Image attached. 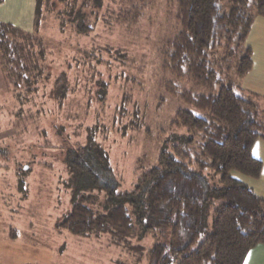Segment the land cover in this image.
Segmentation results:
<instances>
[{"label": "trees", "instance_id": "trees-1", "mask_svg": "<svg viewBox=\"0 0 264 264\" xmlns=\"http://www.w3.org/2000/svg\"><path fill=\"white\" fill-rule=\"evenodd\" d=\"M147 1L35 0L34 29L49 13L58 32L68 26L74 36H84L96 21L110 15L133 23ZM175 2L179 30L159 43L156 58L160 68L207 90L206 94L180 92L203 114L189 108L177 110L171 128H184L188 138L162 146L156 164L141 172L131 189L117 192L116 186L107 182L109 152L94 140L90 128L82 129L83 139L79 132H72L82 126L72 123L79 109L73 102L83 91L74 92L67 71L53 65L56 46L36 30L24 31L8 22H0V72L6 101L0 110L13 120L16 149L29 153L32 147L58 149L63 155L69 177L65 182L74 188L73 202L58 221V228L80 236L106 233L113 244L133 235L169 230V241L158 242L150 250V264H243L247 252L264 243V199L230 173L259 176L262 161L251 149L258 138H264V128L258 114L260 97L254 93L242 97L236 92L243 90L242 86H235L224 70L229 69L231 57L238 59V77L251 69L252 50L245 39L254 18L264 17V0ZM89 50L85 48L83 54L88 55ZM102 88L99 84V94ZM111 121L118 130L119 121ZM207 168L219 173V185L209 183L204 174ZM95 186L105 189L107 195V208L101 213L86 203L93 195H75L79 188ZM214 200L219 204L212 213L211 232L194 247Z\"/></svg>", "mask_w": 264, "mask_h": 264}, {"label": "rangeland", "instance_id": "rangeland-1", "mask_svg": "<svg viewBox=\"0 0 264 264\" xmlns=\"http://www.w3.org/2000/svg\"><path fill=\"white\" fill-rule=\"evenodd\" d=\"M21 1L23 8L35 9V0L34 5L33 0H6V9L0 11V17L9 18L8 11H13ZM175 10V0H148L133 23L117 21L110 15L104 22L96 21L86 35L77 37L68 26L58 32L53 14L49 13L42 16L47 20L36 29L31 15L23 24L14 25L24 31L36 30L56 46L57 50L52 48L55 51L51 57L53 65L67 71L74 92L83 91L73 102L79 109H73L76 118L72 123L74 127L82 126L72 132H79L83 139V131L90 128L94 140L109 152L107 182L115 185L117 192L131 189L140 173L156 164L162 146L167 148L186 141L185 129L173 130L170 125L178 109L189 108L197 115L203 114L186 102L180 92L206 94L207 90L187 77H178L158 66L156 49L159 43L173 38L179 30ZM262 28L253 26L246 37L245 44L251 45L254 53L264 51ZM85 48H90L88 55L83 54ZM216 52L222 56L220 49ZM96 58L100 60L95 61ZM237 60L229 58L230 67L224 71L235 86H246L248 80L237 76ZM99 84L103 85L100 94ZM223 84H227L226 79ZM236 92L244 98L252 93L244 88ZM4 98L0 96V107L6 105ZM258 101V114L262 118L264 103L261 98ZM2 111L0 264H150V250L158 242L169 241V230L164 234L155 230L142 237L133 235L121 244H113L106 233L80 236L57 227L73 202L74 184L65 182L69 177L63 155L58 149L32 147L31 154L25 149H16L12 143L13 120ZM112 118L119 121L118 130L117 125H112ZM129 120L134 124H129ZM261 123L264 128V122ZM204 174L211 185H219L218 172L207 168ZM230 174L236 178L240 175L237 171ZM81 194L93 195L86 203L95 212L106 210L105 189L99 186L79 188L75 195ZM218 204L219 201L214 200L208 207L204 230L194 247L211 232L212 213Z\"/></svg>", "mask_w": 264, "mask_h": 264}, {"label": "crops", "instance_id": "crops-1", "mask_svg": "<svg viewBox=\"0 0 264 264\" xmlns=\"http://www.w3.org/2000/svg\"><path fill=\"white\" fill-rule=\"evenodd\" d=\"M5 2L6 0H0V11H4L6 9L4 6ZM31 3L32 5H34V0L33 2L31 1ZM12 9L13 11L11 10L8 11L7 15L10 16L9 18L7 16H6L7 18L0 17L1 22L6 21L3 19H8L6 22L19 26L20 24H23L24 21L29 19L30 15H31L30 19L34 17L33 16L34 8L33 11L32 10L30 11V8L29 10L26 9V7L23 8L22 1L20 4L18 3L17 6H15ZM31 22H33V20ZM255 25H258L259 28L263 29L262 27H264V17L256 16L254 18L251 28ZM249 34L250 33H248V35ZM250 48L252 50V67L242 78V80H248L249 84L246 83V86L241 84V86L242 88L249 90V92L257 94L264 103V90H263L264 89V51L260 50L259 52L254 53V50L251 45ZM254 76L257 78H255ZM4 92H5V86L0 72V96H2ZM260 120L261 122H264V117L260 118ZM251 152L253 156H255L256 158L262 161V168L259 176L254 178L240 173L237 179L248 185L257 196L264 199V138H258L253 143ZM243 264H264V243H259L253 246L247 252Z\"/></svg>", "mask_w": 264, "mask_h": 264}]
</instances>
